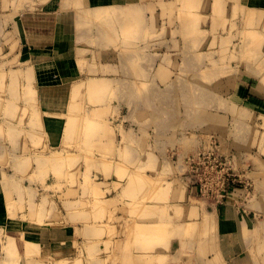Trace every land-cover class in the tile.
<instances>
[{"label": "crops", "instance_id": "obj_1", "mask_svg": "<svg viewBox=\"0 0 264 264\" xmlns=\"http://www.w3.org/2000/svg\"><path fill=\"white\" fill-rule=\"evenodd\" d=\"M154 1L157 0H44L12 16L11 41L17 50L7 59L12 68L5 71L4 85L0 88V158L11 161L10 164L0 163V229L20 241V264H60L65 259L79 257L84 263L83 260L102 248L105 240L121 239L123 235L126 239L125 229L119 232L121 226H114L119 228L113 232L112 225L121 222H116L113 216L108 218L114 209L123 222L133 215L120 209L130 197L123 192L128 180L118 176L120 160L127 162V175L137 166H132V162L139 161L144 162L151 177L158 179L163 172L166 181H161L163 187L170 185L169 197L156 203L168 207L174 222L191 219L193 209L199 210V221L204 213L210 214L206 225L207 229L212 225L208 233L212 234L209 255L211 259L216 258L215 264H264L252 250L257 224L264 222L259 220V213L264 210L259 188L263 171L245 166L249 157L257 163L263 159L264 142L258 134L263 132L259 126L264 122V84L251 82L255 79L251 75H236L228 93H223L221 83L220 92L214 93L219 96L213 98L214 103L212 90L205 95L201 93L204 99L197 103L198 97L188 88L163 87L164 81L173 79L175 61L174 56L163 58L157 54L158 34L163 26L158 22L150 24L148 17L153 14L157 17L161 12L156 8L152 13L145 7ZM237 1L264 16V0ZM95 7L112 12L109 23L95 26L100 20L91 11ZM129 10L135 15L128 14ZM156 19L158 21V17ZM1 23L2 19L0 26ZM141 69L149 75L152 73L149 89L143 88L142 81L147 79L141 75ZM0 74L3 76L4 72ZM91 80H105L106 87L91 89ZM208 95L210 97H205ZM242 111L254 115L256 122ZM232 115L236 117L233 125L229 120ZM69 116L80 118L68 127ZM86 116L99 121L107 133L96 132L98 136H89L88 127L81 119ZM104 120L110 121L108 127L101 122ZM197 129L202 131V136ZM207 131L218 133L220 150L228 155L232 153L235 160L231 174L238 182L229 184L225 198L214 195L206 198L190 184L185 159L202 140H208ZM70 139L76 144L71 153L84 163L81 176L77 173L76 208L79 202L94 199L90 189L84 191L79 183L84 182L85 159H91L93 165L89 173L101 177L93 179L105 193L102 199L106 213L101 218L95 217L87 211L91 206H86L76 209L75 221L63 220V210L59 221L48 218L39 221L35 215L31 216L29 207L37 204V199L46 192L56 195L55 192H69L70 188L64 185V179L56 178V174L64 173L62 164L56 165L57 173L50 164L39 166L37 160L63 151L60 149ZM189 139L192 140L189 142ZM124 149L132 156L131 161L126 160ZM105 159L109 164L104 167L99 160ZM149 161L152 165L148 166ZM58 184L60 188H53ZM151 217V221L158 220L157 215ZM107 218L113 222L110 221L113 229L109 234L100 233V224ZM138 220L142 218L138 216ZM5 223L10 226L4 228ZM25 240L38 244L36 256L26 255Z\"/></svg>", "mask_w": 264, "mask_h": 264}, {"label": "rangeland", "instance_id": "obj_2", "mask_svg": "<svg viewBox=\"0 0 264 264\" xmlns=\"http://www.w3.org/2000/svg\"><path fill=\"white\" fill-rule=\"evenodd\" d=\"M43 1L44 0H0V19H2V26H0V72H4L3 76L0 74V88H3L4 85L3 82L5 81V71L12 68L11 65L7 63V59L14 55L17 50V48L13 46L11 41L13 38V32L11 31L12 28L10 23L12 16L18 11L25 10L28 6L34 7L35 4L38 5ZM216 1H222L224 7L222 9H218L215 6ZM185 5L186 7H183ZM145 7H147L152 13H154L153 11H155L156 8H158L161 12L159 15H157L158 21L155 14L148 17L150 24H156V22H158V24H161L163 26L162 32H159L158 34L159 40L157 45V54L163 55V58L174 56L175 62L174 65H172L173 79L164 81L163 87L168 86L169 88H173L174 90L182 89V87H184L183 89L188 88L190 91H193L196 94V98L198 97L197 103H199V99H204L201 93L205 95V93H208L209 90H212L213 92V95L211 97L212 101L213 98H218L219 96L215 95L214 93L220 92L222 88L221 83H223V93H228L235 81L233 79H235L236 75H251L252 77H255V79H251V82L254 81L264 84V16L256 9H250V7L245 8L241 6L237 0H194V2L193 0H157L152 3H148ZM99 9L102 8L95 7L91 9L94 14L93 16L96 19H100L95 22V26L109 23V17L112 16V12L110 11V15H101L103 16V19H101L99 17L100 15L98 16V13L100 12ZM233 9H235L234 12H232ZM194 20L196 21L194 22ZM113 22L114 21H112V23ZM243 31H246V33L244 34ZM222 36L224 37V39ZM250 36L253 39H251ZM255 37L257 40L255 39ZM254 40L256 42H253ZM249 46L252 47L249 48ZM152 48L155 50V46H153ZM81 61H83V59H81L80 62ZM81 64L83 65V62H81ZM140 72L141 75H145V78L147 79L146 81H142L144 84L143 88L149 89L152 83V79H150L152 73L151 75H149V73H145L144 69H141ZM100 83L101 87H106L105 80H101ZM205 97L210 96L208 95ZM224 97L226 98V96H223V107L225 103ZM243 113H245L247 118H249L250 120L252 119L254 123L256 122L254 121L256 120V118L250 112L245 111ZM79 118L80 117L78 116H69L68 127H71L73 123L79 121ZM81 119H83V122L86 126L92 123L91 125L93 127V130L91 131V133L89 132V136H98L96 132H100V135H104L107 133V130H103L98 122L94 120L90 121L94 119L93 117L86 116L82 117ZM229 120L233 125L236 121V117L232 115L231 119L229 118ZM101 122L105 124V127H108V125L110 124L109 120H104ZM261 122L262 126H259L260 128H257L262 129L263 132L261 133L262 135H258L263 138L264 142V122ZM197 130L198 131L196 132L200 136H202V131L200 129ZM207 132L208 140H202V144H200L197 149L189 153L185 159L189 172L188 175L190 177V184L192 185L194 182L193 186H195L197 189V186H199V182L195 178L196 172L194 170L197 164L196 162L193 164V161L191 164V160H189L191 156V159L193 158L192 154L200 155L203 160H208L204 159L203 157L205 153L206 155H209L210 153L219 155L221 161H223V156H227L230 161L226 166L229 167L230 172L234 171L233 167L235 165V160L233 154L231 153L228 155L220 150L218 133L213 131ZM256 137L258 138V136ZM256 143L257 141L255 142V144ZM75 145L76 144L74 143V140L70 139L69 142H67V144L63 147V149H60L63 151L59 153L56 152L55 154H52L51 157L43 156V158L37 160L39 166L50 164L57 173L58 167L56 165L62 164L61 169L64 170V173L60 175L56 174V178L57 180L64 179V185H68L70 189L68 190L69 192H55L56 195H50L49 192H46L45 196L39 197V199H37V202H39V204L37 203L38 205L35 204L34 206L29 207L30 213H34L36 209H39L40 212L43 211L42 218L55 219L59 221L63 217V210L65 214V218L63 217V220L66 219V221H75L77 209L74 201L76 195V179L77 173L81 176V168L84 165L81 159L77 161L75 154L71 153L72 148L76 147ZM260 147H262L261 144ZM210 155L211 159L215 161V155ZM262 158V162L257 163V161H253L249 157L250 160L247 159V164L245 166L246 169H251L254 166L256 168L262 169V185H260L259 188L264 199V151L262 152ZM46 159H52V161H45ZM106 160L107 159L101 161L99 160V163H103V166L105 167L107 162ZM4 162L9 164L11 163V161L8 162L5 159L0 158V163ZM92 162L93 160L91 159H85L87 170L85 171L84 182H78L81 186L84 187V191L90 189L91 195H94L95 202L93 203V201L91 200L81 201L80 210L82 207L86 208V206H91L89 209L87 208L89 212L94 209L96 210V214H101L103 209V212L106 213V203H104V200H102V197L105 196V193L101 189L100 185L94 184V181L98 180L101 177H93L89 173V170L93 165ZM107 164H109V162ZM207 164H210L209 161H207ZM209 166H211V164ZM219 170V175L213 179L215 187L212 191V194L210 195H214L217 198H219V196L225 198L230 190L229 184L231 183L232 185H235L238 180L233 176L235 180L229 179V181L225 183V186L223 188V166L220 167ZM103 173L105 174V172H102V174ZM215 180L218 184L221 182L220 185L215 183ZM60 185L61 184H58V187L54 186L53 188H60ZM92 185H94L95 190H92ZM199 195L205 196L201 193H199ZM210 195H206L205 197H209ZM43 204H45V206H43ZM126 205L121 204V207L117 206V208L120 207V209L127 211V213L133 214L131 218L129 217L126 219V222L119 220L120 216L118 215V212H116V209H114V211L112 212V216L117 219L116 222L125 224L121 226L119 232H123V230L125 229L127 239L128 227L138 224L137 222H135L136 220H138V214H136L135 212H131L129 205L127 203ZM165 207L166 208L163 209H166L165 213H167L169 209L167 206ZM134 215L136 216L134 217ZM166 216L171 217L169 216V211ZM43 220L40 219L39 221ZM207 220H209L210 222V218L201 219L203 225H206ZM259 220L264 221V210L259 213ZM176 223L177 222L173 223L174 226L176 225L175 229H179V226L181 227L183 224L177 223V226ZM173 224H171L172 228ZM9 226L10 223H5L4 228H8ZM198 228L199 226H196L195 230L193 232L191 231L188 235H184V232H181L183 234H181L182 236H179L177 234L178 231L175 232V234L173 233L174 231H171L173 236L168 233H163L166 236L168 235V239L164 240V242L162 241L155 243L154 246L160 248L157 252L149 249L144 250V246L139 242H135L133 244V247L128 250L129 247L126 245L127 240L124 239V235L121 236V239L117 238V242L115 240H111L112 242L109 241L108 243V240H106L105 244L103 243L102 248H100L101 250H99L98 254L96 252L97 255L94 253L86 260L82 259L83 262L85 261L83 264H91L92 261L96 262L94 264H154V259L157 260V264H215L216 258L211 259V256L209 255L211 251L209 250V248L212 247V240L209 239L212 234L208 233L212 231V225L210 229H207L205 232L203 231L204 233L199 229L201 236H199V232L197 231ZM256 228L257 234L256 238L252 242V250L254 251V254L256 256H258L261 260H264V222L257 224ZM202 236H205L206 238H203ZM14 237V235L0 229V264H20L21 255H19V257H16L15 255L10 256L5 249L8 246L10 240ZM23 242L27 251H30L29 255L36 256L39 253L36 247L37 244L34 241L25 240ZM107 244L110 245L106 247ZM17 248L18 254L20 250L22 253V248L20 246L19 240H17L16 249ZM202 251L204 254L202 253ZM95 257H98L99 260L103 261L100 262L98 260H95ZM80 261L76 260V262L73 264H82V261ZM65 264L68 263L65 261Z\"/></svg>", "mask_w": 264, "mask_h": 264}, {"label": "bare ground", "instance_id": "obj_3", "mask_svg": "<svg viewBox=\"0 0 264 264\" xmlns=\"http://www.w3.org/2000/svg\"><path fill=\"white\" fill-rule=\"evenodd\" d=\"M192 1V0H191ZM193 2H194V0H193ZM189 3V2H188ZM215 6L218 8V9H222L223 7H224V5H223V2L222 1H216L215 2ZM193 5V4H192ZM182 7V6H181ZM183 7H186V5L185 6H183ZM191 7V6H190ZM213 9H214V7H213ZM251 9V8H250ZM100 10V12L98 13V16L101 18V19H103V16H106V15H110L111 14V12H107V11H104V10H101V9H99ZM234 10L235 9H233V11L232 12H234ZM116 11V10H115ZM138 11V10H137ZM137 11H136V13H137ZM213 11V10H212ZM221 12V11H220ZM247 12V11H246ZM128 14H132V15H135V13H134V11L132 10H129L128 12H127ZM236 13V12H235ZM234 13V14H235ZM254 13V12H253ZM252 13V14H253ZM251 14V15H252ZM101 15H103V16H101ZM137 15V14H136ZM140 15V14H139ZM237 15V14H236ZM230 18V17H229ZM107 19V18H106ZM141 19V18H140ZM196 20H194V22H195ZM141 22H142V19H141ZM140 26V25H139ZM138 26V27H139ZM146 26V25H145ZM135 27V26H134ZM147 27V26H146ZM125 28V27H124ZM148 29V28H147ZM146 29V30H147ZM249 29V28H248ZM124 30V29H123ZM244 32V31H243ZM248 32V31H247ZM104 33V32H103ZM110 33V32H109ZM148 33V32H147ZM246 33V31L244 32V34ZM112 35V34H111ZM145 35H147V34H145ZM152 35V34H151ZM250 35V34H249ZM253 36V35H252ZM113 37H115V36H113ZM223 37V36H222ZM118 38V37H117ZM250 38H251V36H250ZM116 39V38H115ZM223 39H224V37H223ZM248 39V38H247ZM247 39H246V43H247ZM251 39H253V38H251ZM255 39H256V37H255ZM258 39H260V38H258ZM262 39V38H261ZM105 40V39H104ZM111 40V39H110ZM112 40H114L113 38H112ZM117 40V39H116ZM244 40V39H243ZM257 40V39H256ZM251 41V40H250ZM105 42V41H104ZM130 42V41H129ZM253 42H256L255 40L253 41ZM250 47H252V46H249V48ZM257 47V46H256ZM245 53V52H244ZM139 55V54H138ZM242 55H243V53H242ZM264 58V57H263ZM81 59H83V58H81ZM201 59V58H200ZM76 62V61H75ZM81 62H83V61H81ZM263 63V62H262ZM143 66V65H142ZM165 66V65H164ZM264 67V66H263ZM262 68V67H261ZM260 68V69H261ZM78 70V69H77ZM49 73V72H48ZM17 78V77H16ZM229 80V79H228ZM16 82V81H15ZM91 85H90V87H91V89H94V88H99V87H101V83H100V81H96V80H92L91 81ZM6 105V104H5ZM107 107H109V106H107ZM110 109V108H109ZM93 112H95V111H93ZM6 118V117H5ZM4 118V119H5ZM15 118V117H14ZM7 119V118H6ZM5 119V120H6ZM96 121V122H99V121H97V120H95V119H92V120H90V121ZM15 122V121H14ZM8 123H10V122H8ZM11 123H13V122H11ZM92 123H90V125H88L87 127V131L88 132H91L92 130H93V127H92V125H91ZM125 127V126H124ZM120 129H122L121 127H120ZM128 129V128H127ZM130 129H132V128H130ZM123 131V130H122ZM128 131V130H127ZM126 131V132H127ZM132 132V131H131ZM134 132V131H133ZM123 133H124V131H123ZM130 133V132H129ZM132 134V133H131ZM143 134V133H142ZM130 135V134H129ZM127 137H128V132H127V135H126ZM125 136V137H126ZM123 137V136H122ZM130 137H132L131 135H130ZM135 137V136H134ZM126 139H128V138H126ZM131 139V138H130ZM130 139H128V141L130 140ZM136 139H137V137H136ZM187 139V138H186ZM190 140H192V139H189V142H190ZM141 141V140H140ZM159 141V140H158ZM157 141V142H158ZM186 141H188V140H186ZM194 141H195V139H194ZM192 142V141H191ZM180 143V142H179ZM187 143V142H186ZM140 144V143H139ZM191 144V143H190ZM195 144V143H194ZM97 145V144H96ZM105 145V144H104ZM141 145V144H140ZM156 145V144H155ZM189 145V144H188ZM186 146V145H185ZM193 147L195 146V145H192ZM156 147V146H155ZM116 148V147H115ZM183 148V147H182ZM185 148V147H184ZM127 149H128V146H127ZM119 151V150H118ZM124 151H125V149H124ZM192 151V150H191ZM113 153V152H112ZM121 154H122V152H121ZM182 154H183V152H182ZM124 155L126 156V160H127V158L129 159V157L132 159V156H130V154H129V151H125V153H124ZM192 155H194V154H192ZM197 155V154H196ZM108 156V155H107ZM115 156V155H114ZM169 156V155H168ZM171 156V155H170ZM112 157V156H111ZM116 157V156H115ZM167 157V156H166ZM192 157V156H191ZM100 158H102V157H100ZM173 158V157H172ZM110 159V158H109ZM125 159V158H124ZM182 159V158H181ZM189 159V158H188ZM130 160V159H129ZM149 160V159H148ZM165 160V159H164ZM190 160V159H189ZM45 161H52V159H46ZM131 161V160H130ZM165 161H167V160H165ZM117 162V161H116ZM161 162H162V160H161ZM176 162H177V160H176ZM182 162V161H181ZM105 164V163H104ZM107 164V163H106ZM183 164V163H182ZM134 165H137L134 169H132L131 170V172H130V175H127V173H129L128 172V170H129V167L127 166V162L126 161H123V160H120V161H118V164H117V167H118V176L119 177H123V178H120V179H127L128 181H127V185H126V187L124 188V190H123V192L125 191V193L127 194V195H129L130 197H129V199H128V201L126 202L128 205H129V207H130V209H131V212H135L136 214H138V216H140L141 218H142V220L141 221H139V220H136L135 222H137L138 224H135V225H132V226H129L128 227V234H127V243H126V245L129 247V249L128 250H130L132 247H133V244L135 243V242H139V243H141L144 247H143V249L144 250H154L155 252H157L160 248H158V247H155L154 245H155V243H158V242H164V240H166V239H168V235L166 236V235H164L163 233H168V234H171L172 236H173V234L171 233V231H174L173 233L175 234V232H177V234L179 235V236H182L183 234L181 233V232H184V235H188V234H190V232L192 231H194L195 230V227L197 226H199V228L197 229V231L199 232V236H201V234H200V230H201V232H205L206 230H207V228H208V225H203V222H200L199 221V219H197L198 218V216H199V210H195V209H193V211L191 210V212H190V214H191V219H187L186 218V220L184 219V220H181V222L183 223H181L182 224V226L180 227L179 226V229L178 228H176L175 229V226H174V221L172 220L173 218H171V217H167L166 215L168 214V211H167V213H165V211H166V209H163V208H166V207H163V204H162V206H159L156 202L157 201H159V199H163L164 201L169 197V195H168V193H169V191H167V189H169L170 188V185L168 186V184L167 185H165V186H167V187H163V181H161V180H164V181H166V177L163 175V172H161L162 174V176L160 175L159 177H158V179L156 178V177H151L150 175H149V173L147 172V169H146V167H145V165H144V162H141V161H139L138 163H135V162H132V166H134ZM147 165V164H146ZM149 165H152L151 164V162L149 161V163H148V166ZM155 166L157 165V164H154ZM177 165H178V163H177ZM154 166V167H155ZM29 167H30V165H29ZM162 167V166H161ZM167 167H168V164H167ZM178 167V166H177ZM182 167V166H181ZM186 167V166H185ZM189 167V166H188ZM176 168V167H175ZM179 168V167H178ZM183 168V167H182ZM102 171H103V169H102ZM181 171V170H180ZM179 171V172H180ZM187 171V170H186ZM160 173V172H159ZM158 173V174H159ZM157 174V175H158ZM168 174V173H167ZM28 175V174H27ZM112 175V174H111ZM164 176V177H163ZM108 177V176H107ZM182 179V178H181ZM112 180V179H111ZM174 180V179H173ZM117 181V180H116ZM118 182H120V181H118ZM122 182V181H121ZM176 183V182H175ZM97 185V184H96ZM92 190H95L94 189V185H92ZM73 191V190H72ZM172 191V190H171ZM185 191V190H184ZM181 194H183V193H181ZM194 195V194H193ZM194 196H196V195H194ZM208 197V196H207ZM206 197V198H207ZM114 198V197H113ZM112 198V199H113ZM191 198H193V197H191ZM178 199V198H177ZM201 199V198H200ZM27 200V199H26ZM103 200V199H102ZM101 200V201H102ZM106 200V199H105ZM92 201H93V203L95 202L94 201V199H92ZM203 201V200H202ZM183 202V201H182ZM80 203V202H79ZM160 203V202H159ZM168 203V202H167ZM19 205H20V203H18ZM38 204H39V202H38ZM37 204V205H38ZM169 204V203H168ZM171 204V203H170ZM184 205V204H183ZM43 206H45V204H43ZM81 206V205H80ZM79 206V207H80ZM2 207V206H1ZM48 207H49V205H48ZM75 207V206H74ZM79 207H77V208H79ZM178 207V206H177ZM181 207V206H180ZM179 207V208H180ZM183 207V206H182ZM174 208H176V207H174ZM202 208V207H201ZM172 209V208H171ZM49 210V209H48ZM88 210V209H87ZM109 210L111 211L112 209H110L109 208ZM203 209H201V211H202ZM89 211V210H88ZM181 211H183V209L182 210H180V213H181ZM26 212V211H25ZM96 212V210H94V209H92L91 211H90V215H91V213H94V215H95V217H98V218H101V216H103V214H105L104 212H103V209H102V212H101V214H96L95 213ZM205 212V211H204ZM32 215L31 216H36L37 218H38V220H40V219H42L43 220V218H42V214H43V211H39V209H36L35 211H34V213H31ZM160 216H159V215ZM110 215V214H109ZM155 215H157L158 216V220H154V221H151V219H152V217L151 216H155ZM179 215V214H178ZM202 215V214H201ZM31 216H30V218H31ZM170 216V215H169ZM112 217V215H110L108 218H111ZM179 217V216H178ZM177 217V218H178ZM202 217H204V218H206V219H208L209 217H210V214H203V216ZM40 218V219H39ZM54 218H56V217H54ZM105 219V221H104V224H100V227H99V231H101L100 233H110L111 231H112V229L113 228H115L114 230H113V232L114 231H116V230H118V228L117 227H114V226H122V225H124V224H122V223H120L119 225L118 224H113L112 226H113V228L111 227V224L113 223L111 220V222L109 221V219ZM180 218V217H179ZM193 218V219H192ZM203 218V219H204ZM31 219H33V218H31ZM89 220V219H88ZM100 220V219H99ZM101 221V220H100ZM173 223H172V222ZM91 222V221H90ZM96 222V221H95ZM99 222V221H98ZM102 222V221H101ZM207 222H209V220L207 221ZM207 222H206V224H207ZM200 223V224H199ZM171 224H173V228H172V225ZM177 224V223H176ZM248 224V223H247ZM177 226H178V224H177ZM52 227V226H51ZM112 228V229H111ZM125 228V227H124ZM205 228V229H204ZM210 228V227H209ZM172 229V230H171ZM200 229V230H199ZM25 231V230H24ZM112 232V233H113ZM203 232V233H204ZM182 234V235H181ZM103 236V235H102ZM171 236V237H172ZM196 236V235H195ZM95 237V236H94ZM203 237V236H202ZM73 238V237H72ZM91 238V237H90ZM99 239V238H98ZM100 240V239H99ZM98 240V241H99ZM102 240V239H101ZM189 240H191V239H189ZM196 240V239H195ZM108 241H110V240H108ZM115 241H116V238H115ZM168 241V240H167ZM105 242H106V240H105ZM112 242V241H111ZM117 242V241H116ZM115 242V243H116ZM191 242V241H190ZM84 243V242H83ZM89 243H91V241H89ZM109 243V242H108ZM92 244V243H91ZM99 244V243H98ZM102 244V243H101ZM79 245V244H78ZM88 245V244H87ZM110 244H107L106 245V247H108ZM113 245V244H112ZM226 245V244H225ZM85 246V245H84ZM99 246V245H98ZM98 246H97V248H98ZM223 246H224V244H223ZM16 247H17V238L16 237H14L13 239H11L10 240V242H9V244H8V246L5 248L6 249V251H7V253H8V255H15L16 257H19V255H21V251L19 252V254H18V248L16 249ZM36 247H37V250L39 251V249H38V244L36 245ZM111 247V246H110ZM147 247V248H146ZM219 247V246H218ZM99 248H100V246H99ZM104 248V247H103ZM113 248H114V246H113ZM121 248V247H120ZM202 248H203V246H202ZM105 249V248H104ZM112 249V248H111ZM220 249V248H219ZM222 249V248H221ZM220 249V250H221ZM99 250V249H98ZM101 250V249H100ZM219 250V251H220ZM26 251V255L28 256V257H34V256H32V255H29L30 254V251H27V249L25 250ZM98 252L99 251H97V254H98ZM115 252V251H114ZM122 252V251H121ZM90 253V252H89ZM123 253V252H122ZM140 253V252H139ZM202 253H203V251H202ZM201 253V254H202ZM96 254V253H95ZM96 254V255H97ZM108 254V253H107ZM110 254V253H109ZM150 254H152V253H150ZM173 254V253H172ZM204 254V253H203ZM91 255H93V254H91ZM101 255V254H100ZM127 255V254H126ZM143 256H144V254H143ZM157 256V255H156ZM164 256H165V254H164ZM167 256V255H166ZM221 256V255H220ZM80 258V257H79ZM73 259V260H66L65 259V261L67 262V263H70V264H73V263H75L76 262V260H78V261H80L81 259ZM157 258V257H156ZM181 258V257H180ZM53 259V258H52ZM91 259V258H90ZM63 260H64V258H63ZM95 260H98V261H100V262H102L103 260H99V258L97 257H95ZM226 260V259H225ZM65 261H63V263L65 264ZM81 262V261H80ZM7 263V262H6ZM25 263V262H24ZM154 264H157V260L156 259H154V262H153ZM83 264V263H82ZM91 264H94V263H92L91 262Z\"/></svg>", "mask_w": 264, "mask_h": 264}, {"label": "built area", "instance_id": "obj_4", "mask_svg": "<svg viewBox=\"0 0 264 264\" xmlns=\"http://www.w3.org/2000/svg\"><path fill=\"white\" fill-rule=\"evenodd\" d=\"M215 155L214 153H210ZM206 155V153L204 154V159H208V160H203V158H201L200 155H193V158L191 159L190 157V163L193 164L196 162L197 166L194 168L195 172H196V176L195 178L198 180V191L199 193H201L202 195H210L212 194V191L214 190V182L213 179L216 178L219 175V168L223 166V188L225 186V183L227 181H229V179L235 180V178L232 176L231 172H229V167H227L226 165H228V162L230 161V159L227 158V156H223V161L220 160L219 155H215V161H213L211 159V155ZM207 161H209V163L211 164V166H209L210 164H207ZM202 170V171H201ZM208 173V174H207ZM220 178V177H219ZM196 183V182H195ZM215 183L216 180H215ZM221 183V182H220ZM220 183L218 185H220ZM194 185V182L193 184Z\"/></svg>", "mask_w": 264, "mask_h": 264}]
</instances>
